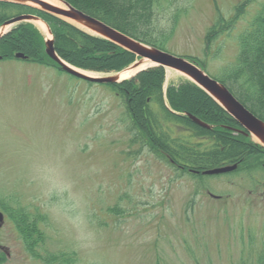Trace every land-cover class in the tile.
<instances>
[{
    "label": "rangeland",
    "instance_id": "1",
    "mask_svg": "<svg viewBox=\"0 0 264 264\" xmlns=\"http://www.w3.org/2000/svg\"><path fill=\"white\" fill-rule=\"evenodd\" d=\"M263 7L264 0H162L154 34H172L166 52L197 59L220 79L236 61L239 36ZM30 23L46 49V33ZM138 60L135 55L122 70ZM141 72L99 83L53 65L0 60V207L21 205L44 217L42 249L76 253L75 264H232L242 238L264 235V170L183 173L167 155L133 143L126 105L113 87L137 81ZM187 80L165 69V98L169 86ZM6 213L0 246L10 255L0 249L2 264H44Z\"/></svg>",
    "mask_w": 264,
    "mask_h": 264
},
{
    "label": "trees",
    "instance_id": "2",
    "mask_svg": "<svg viewBox=\"0 0 264 264\" xmlns=\"http://www.w3.org/2000/svg\"><path fill=\"white\" fill-rule=\"evenodd\" d=\"M65 1L122 33L163 50L172 36L165 32L159 36L154 34L156 8L162 0ZM26 13L38 15L49 23L57 53L76 67L118 72L135 59L132 52L117 44L29 6L0 2V26L12 17ZM19 52L28 57L27 61L61 69L47 55L45 41L31 23L19 24L0 39L3 60L16 59ZM189 59L204 67L197 59ZM164 75V67L156 66L141 72L137 81L126 80L113 87L126 105L133 143L138 142L161 158L167 155L179 165V171L190 173L188 169L206 170L235 163L239 166L231 174H253L264 170V148L249 136L234 134L229 127H239V124L208 93L187 80L179 86H169L166 99L162 87ZM218 80L264 121V7L239 36L236 61ZM189 114L212 125V128L195 123ZM179 127L184 131L178 130ZM5 211L12 214V221L34 258L41 259L44 264L76 263V253L56 255L42 249L45 233L40 223L45 221L44 217L31 215L21 205L7 207ZM249 236L248 242L242 238L240 256L232 264H264V235L260 238Z\"/></svg>",
    "mask_w": 264,
    "mask_h": 264
},
{
    "label": "water",
    "instance_id": "3",
    "mask_svg": "<svg viewBox=\"0 0 264 264\" xmlns=\"http://www.w3.org/2000/svg\"><path fill=\"white\" fill-rule=\"evenodd\" d=\"M58 1L62 2L64 7L45 0H0V2L4 3H13L38 8L55 16L61 17L69 22H73L76 26L84 29L85 31H91L94 34L105 38L135 54L139 57V60L133 64L134 66L139 67L144 64L152 63V66H162L165 69H172L184 74L189 80L208 93L233 119H235L242 126L244 130H241V132L246 135H250L253 139H256L262 146H264V121L246 108L222 82L209 76L203 68L199 67L197 64L185 57L173 55L122 33L103 21L77 9L65 0ZM36 19L40 18L33 14H22L7 20L0 28V39L8 33L11 30L10 28L14 25L22 22H33ZM47 27L52 35L51 38L46 40L47 55L64 71L91 82L115 83L126 79H121L119 73L104 77L90 75L84 70L69 64L58 55L55 49L54 36L50 27L48 25ZM16 57L21 59L27 58V56L23 53H17ZM143 69L144 68L140 69L137 73H135V75ZM189 116L191 120L205 128L212 127L192 114ZM237 168L238 164L225 165L206 169L202 171V174L220 175L233 172ZM192 171L196 174L200 173V171L197 170ZM3 222L4 214L0 210V227Z\"/></svg>",
    "mask_w": 264,
    "mask_h": 264
},
{
    "label": "bare ground",
    "instance_id": "4",
    "mask_svg": "<svg viewBox=\"0 0 264 264\" xmlns=\"http://www.w3.org/2000/svg\"><path fill=\"white\" fill-rule=\"evenodd\" d=\"M45 1H48V2H50V3H54V4H57V5H59V6H63L64 7V4L62 3V2H60V1H58V0H45ZM34 23L44 32V33H46V36H47V38H51L52 37V35L50 34V32H49V30H48V27H47V24L44 22V21H42L41 19H36V20H34ZM89 32H91V31H89ZM91 33H93V32H91ZM94 34V33H93ZM152 65V63H148V64H144V65H142V66H130V67H128L127 69H125V70H123V71H121L120 73H119V75H120V77H121V79H125V78H131V77H133L134 75H135V73H137L140 69H142V68H146V67H148V66H151ZM87 74H90V75H93V73L92 72H89V71H85Z\"/></svg>",
    "mask_w": 264,
    "mask_h": 264
},
{
    "label": "flooded vegetation",
    "instance_id": "5",
    "mask_svg": "<svg viewBox=\"0 0 264 264\" xmlns=\"http://www.w3.org/2000/svg\"><path fill=\"white\" fill-rule=\"evenodd\" d=\"M238 129H242V128H241L240 126H239V127H233V130H232V129H231V130H232L233 133L236 134V135L244 134V133L238 132V131H237ZM234 130H235V131H234ZM244 135H246V134H244ZM0 210H1V211L4 213V215H5V217H4V222H3V224H2V226H3V225L5 226V223H7V220H8V219H7V218H8V217H7V213H6L3 209H1V207H0ZM2 226H1V227H2ZM4 226H3V227H4ZM17 232H18V231H17ZM18 233H19V232H18ZM19 235H20V234H19ZM20 238H21V236H20ZM21 240H22V238H21ZM22 241H23V240H22ZM0 249L4 250V251L6 252L7 255H10V254H9V251L6 250L5 248H3L2 246H0ZM0 264H2V262H1V258H0Z\"/></svg>",
    "mask_w": 264,
    "mask_h": 264
}]
</instances>
